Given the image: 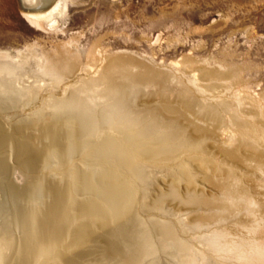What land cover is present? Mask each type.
I'll use <instances>...</instances> for the list:
<instances>
[{
  "label": "bare ground",
  "instance_id": "1",
  "mask_svg": "<svg viewBox=\"0 0 264 264\" xmlns=\"http://www.w3.org/2000/svg\"><path fill=\"white\" fill-rule=\"evenodd\" d=\"M19 2L22 18L30 26L39 29L55 28L57 19L66 9V0ZM159 38L157 36L155 41L158 42ZM67 45L64 44V48L53 55L41 51L37 54L33 45L22 51L17 50L13 56V51L11 54L0 52V117L3 116L8 125L14 118L17 119L12 123L18 130L34 126L45 135L57 122L71 125L73 129L63 133L66 142L64 155L74 148L72 141L82 148L91 146L93 154L99 156L100 160L113 159L106 160L104 167L112 163L125 168L129 172V181L138 182L143 191L144 200L141 203L144 207L149 208L150 204H154L152 206L155 208L163 209V199L167 197L184 208L183 213L165 211L168 220H152L148 224L141 222L149 228L139 233L127 227L129 215L123 208L120 212L118 209L116 212L113 210L117 229L110 234L115 247L103 249V258L100 256L96 260L92 257L91 261L94 264H264V154L257 151L260 140H264V122L261 123L259 119L248 120L247 115L260 117L261 114L259 111H244L246 98L232 92L233 85L238 87L242 82L240 68L224 64L210 68L209 64H204L188 67L191 68L188 70L182 64L185 66H182V75L179 76L176 69L157 70L125 53L105 52L97 55L94 48L86 53L91 63L86 66L82 64L83 67L79 64V55ZM23 71L32 72L37 79L24 84L20 74H25ZM69 78L75 81H69ZM57 89L59 94L55 93ZM225 92L229 93V97ZM245 104L252 110L256 107L255 101L251 99ZM47 135V139L53 143L51 147L55 148L53 138ZM4 139L11 140L8 137ZM47 148V152L54 155V149ZM29 155L26 148L19 155L24 159L22 164L28 172L32 171L28 168L34 166L30 160L26 162L32 158ZM1 163L3 165L5 161L1 160ZM2 168L4 170L7 167L3 165ZM3 170L0 169V173L5 176ZM71 170L74 168L68 171ZM25 172L19 171L21 175ZM157 172L170 174L174 180L165 192L162 187L159 188L161 191L156 200H152L153 203L148 201L146 204L144 201L148 198L149 190L158 188L150 187V176L157 175ZM197 174L201 175L202 187L196 183ZM4 180L1 177L0 198L7 195L11 200L16 199L17 187ZM177 182H183L182 190L178 188ZM37 187L31 185L25 189L33 195ZM102 188L112 193L111 185L105 184ZM112 199L111 204L117 206L115 198ZM4 202L7 200L0 201V251L4 252L0 254V264H40L32 254L15 259L6 253L7 247L11 246L10 240V244L13 243V234L10 233L11 219L7 220L3 216L6 215ZM18 209L16 207L13 210L14 217L19 215ZM31 226V236H36V228ZM122 226L124 228L121 229ZM135 233L138 235L136 239ZM120 241L125 244L124 251L118 250ZM85 256L70 254L62 258L59 264H85ZM42 262L47 264L48 260L43 259Z\"/></svg>",
  "mask_w": 264,
  "mask_h": 264
},
{
  "label": "rangeland",
  "instance_id": "2",
  "mask_svg": "<svg viewBox=\"0 0 264 264\" xmlns=\"http://www.w3.org/2000/svg\"><path fill=\"white\" fill-rule=\"evenodd\" d=\"M22 12L19 0H0V52L7 51L11 54L13 51L14 54H11L13 56L17 50L22 51L27 46L33 45L37 54L46 52L53 55L55 51L64 48V44H68L67 46L71 51L79 55L81 66L91 63L87 59L86 53L94 48L96 54L99 55L105 52L111 54L125 53V55L143 64L153 66L157 70L176 69L175 72L179 76L182 75V68L185 65H190L185 66L186 69L204 64H209L208 67L210 68L220 64L232 65L240 68V78L243 82L238 87L233 85L234 90L232 89V92H237L243 99L246 98V100L244 99V111L248 113L259 111L258 113L261 114H259L260 117L251 115L246 117L248 120L257 121L259 119L261 123L264 122V117H262L264 116V0H66L64 14L57 19L56 27L53 29H39L30 26L22 18ZM157 36H160L158 42L155 41ZM190 61L191 63H189ZM23 72L25 74H20L26 75L23 78L21 76L24 84L37 79V76L32 72ZM28 75L29 78H27ZM71 80L75 81V79L69 78V81ZM55 93L59 94L60 91L57 89ZM225 93L229 97V93ZM250 99L256 103L253 110L248 104H245ZM21 116L22 114L19 117ZM14 120L17 119L14 118ZM12 122H9L8 125L6 119L3 116L0 117V169L3 170V165L7 167L3 170L5 176L1 174L2 172L0 173V179L3 177L7 183L17 187L16 199L11 200L9 196L6 197L7 195L3 196L2 199L0 198V201L7 200L3 203L6 207L4 218L11 219L13 223L10 225L13 243L10 244V240L9 245L11 246H8L6 250L8 256L16 259L32 254L31 256L40 261V264H46L42 262L43 259L48 260L47 264H59L62 258L70 254L74 255L75 253V255L81 256L88 254L85 256V264H94L91 261L92 257L99 260L104 252L103 249L110 250L115 247L110 232L117 229L114 221L116 209L120 212L123 208V211L129 215L127 227L132 230L135 229L134 231L137 233L149 228L142 225L141 222L148 224L152 220H168L169 217L165 211L184 212L183 207L176 205L167 197L163 199V209L155 208L152 206L154 204H150L151 207L149 208L144 207L141 203L144 200L143 193H141L143 191L139 188L138 182L130 180V184L129 172L125 168H119L109 162L108 166L106 164L107 167H104L105 164L103 163H107V159L102 158L104 162L101 161L99 156L93 154L91 146L82 148L80 144L72 141L74 148L72 147L64 155L66 142L63 133L64 131H71L73 129L71 125L57 122L48 131L45 130L49 134V138H53L55 143V148H53L51 147L53 143L46 137L47 134H41L38 128L28 126L21 128V131ZM5 137L11 138V140L5 141ZM22 145L24 147L21 149ZM47 147L54 149V155L47 152L49 149ZM25 148L26 152L30 153L29 156L32 157L26 162L30 160L34 163V166L28 168L29 171L32 170L30 172L22 164L24 159L19 156L21 150ZM263 150L264 140L262 139L257 146V151L264 154ZM84 151L85 156L83 155ZM91 154L93 155L91 156ZM1 160L5 161L3 165ZM73 168L72 172L68 171ZM21 170L26 172L21 175L19 173ZM54 171L59 173L56 174ZM60 172L63 174L60 175ZM154 175H152L153 177L150 176V187L151 189L158 188L153 189L154 191L149 190L148 198L144 201L146 204L149 203L148 201L153 203L154 198L156 200L158 192L161 191L159 188L162 187L161 189L165 192L167 186L174 180L170 174L162 175L157 172V175ZM31 176L38 178L31 179ZM195 180L198 186H203L200 174L196 175ZM105 184L113 187L112 193L102 188ZM31 185L38 186L33 195L29 191L26 192L25 189L26 186ZM177 186L182 190L184 184L177 182ZM68 188L70 191L65 190ZM204 189L208 190L207 188ZM4 197H6L5 200ZM113 197L115 198L114 202L118 204L117 206L114 205L115 207L111 204ZM149 198L151 199L149 200ZM66 200L69 201V204ZM11 203L14 206L10 205ZM59 204L60 207L58 208ZM62 205L65 206V209L61 208ZM16 207L19 208V215L14 217L15 215L12 214H15L13 210ZM55 209H57L56 212ZM61 209L64 211L62 212ZM60 210L62 213L59 212ZM130 212L133 214L130 215ZM81 213L83 214L81 215ZM52 217H55L53 218L54 224ZM65 220L69 221L66 223ZM43 221L45 222L43 223ZM50 221L52 222L50 223ZM31 225L37 229H35L36 236H31ZM36 225L41 226L37 227ZM123 225L125 226V224ZM132 225L135 227L132 228ZM137 229L139 230L137 231ZM62 233L65 234L62 235ZM70 235L72 239H70ZM134 235L136 239L138 235L136 233ZM55 238L58 240L56 241ZM56 242L61 243L56 245ZM118 243V250L124 251L125 244L121 241ZM61 244L64 248L60 246ZM38 245L39 247H37ZM2 253L4 252L0 251V254Z\"/></svg>",
  "mask_w": 264,
  "mask_h": 264
}]
</instances>
